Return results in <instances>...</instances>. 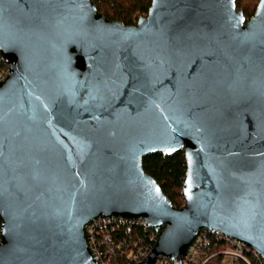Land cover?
<instances>
[{
  "label": "water",
  "instance_id": "1",
  "mask_svg": "<svg viewBox=\"0 0 264 264\" xmlns=\"http://www.w3.org/2000/svg\"><path fill=\"white\" fill-rule=\"evenodd\" d=\"M0 264H97L86 226L142 219L139 264L202 230L264 260V0H151L132 26L94 0H0ZM183 152L184 204L142 167Z\"/></svg>",
  "mask_w": 264,
  "mask_h": 264
},
{
  "label": "trees",
  "instance_id": "2",
  "mask_svg": "<svg viewBox=\"0 0 264 264\" xmlns=\"http://www.w3.org/2000/svg\"><path fill=\"white\" fill-rule=\"evenodd\" d=\"M97 11L105 15L108 20L120 22L126 26L134 25L139 17L146 16L151 5V0H94ZM237 10H242L246 18L253 16L256 6L249 10L243 4V0H236ZM142 167L144 172L152 177L160 186L162 193L175 208H180L184 204L182 194L183 178L187 169L183 152L172 156H163L156 153L143 158ZM154 230L145 229L140 225H135L129 230L124 226L113 228V236L116 242L125 241L126 249L124 256L112 258L113 264H125V259L129 249L132 248L130 242H141L143 247L152 248L154 245ZM153 237V238H152ZM209 238V261L206 264H223L222 252L228 245L225 241L216 240L211 234ZM233 264H245L238 260ZM253 264H260L254 262Z\"/></svg>",
  "mask_w": 264,
  "mask_h": 264
},
{
  "label": "built area",
  "instance_id": "3",
  "mask_svg": "<svg viewBox=\"0 0 264 264\" xmlns=\"http://www.w3.org/2000/svg\"><path fill=\"white\" fill-rule=\"evenodd\" d=\"M8 76V64L0 56V82L4 81ZM124 226L126 229H130L135 225H140L145 229H148L142 219H125V218H98L88 223L86 226V238L89 249L91 251L93 260L97 264H113L112 258L124 256L126 243L125 241L116 242L113 236V228L116 226ZM155 233V232H154ZM208 234L215 237L216 240L225 241L227 247L221 251L223 256V264H233L235 261H242L245 264L256 263L264 264L262 257L243 244L232 240L218 232L202 230L199 237L191 246L183 258H177L170 260L167 257L159 256L154 264H206L209 257V238ZM154 237V238H153ZM152 238L154 242L156 240V233ZM132 248L129 249L125 264H139L150 253L151 249L143 247L141 242H130ZM226 259V260H225Z\"/></svg>",
  "mask_w": 264,
  "mask_h": 264
},
{
  "label": "rangeland",
  "instance_id": "4",
  "mask_svg": "<svg viewBox=\"0 0 264 264\" xmlns=\"http://www.w3.org/2000/svg\"><path fill=\"white\" fill-rule=\"evenodd\" d=\"M259 0H243L244 6H246L249 10H252L258 3ZM226 260V259H225Z\"/></svg>",
  "mask_w": 264,
  "mask_h": 264
}]
</instances>
